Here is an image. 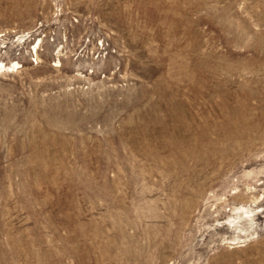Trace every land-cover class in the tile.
Instances as JSON below:
<instances>
[{
    "label": "rangeland",
    "instance_id": "rangeland-1",
    "mask_svg": "<svg viewBox=\"0 0 264 264\" xmlns=\"http://www.w3.org/2000/svg\"><path fill=\"white\" fill-rule=\"evenodd\" d=\"M0 62V264H264V0H0Z\"/></svg>",
    "mask_w": 264,
    "mask_h": 264
},
{
    "label": "bare ground",
    "instance_id": "bare-ground-1",
    "mask_svg": "<svg viewBox=\"0 0 264 264\" xmlns=\"http://www.w3.org/2000/svg\"><path fill=\"white\" fill-rule=\"evenodd\" d=\"M36 54H37V50H36ZM12 64L16 65V67H17V63L16 62H12ZM11 67H13V65L12 66H11V64L10 65H5V64L0 62V72L1 71H7L8 72L9 69H11ZM235 223H236L235 219L233 217H230V218H228V220H226V222L224 223V226L222 225V227H225V228L233 227Z\"/></svg>",
    "mask_w": 264,
    "mask_h": 264
}]
</instances>
